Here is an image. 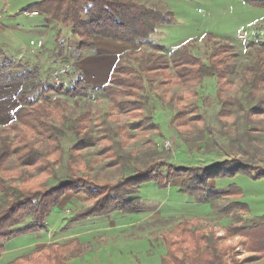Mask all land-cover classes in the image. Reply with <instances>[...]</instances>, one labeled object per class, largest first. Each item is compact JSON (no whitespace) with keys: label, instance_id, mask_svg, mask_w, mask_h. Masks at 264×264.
Returning <instances> with one entry per match:
<instances>
[{"label":"rangeland","instance_id":"obj_1","mask_svg":"<svg viewBox=\"0 0 264 264\" xmlns=\"http://www.w3.org/2000/svg\"><path fill=\"white\" fill-rule=\"evenodd\" d=\"M36 1L40 0H0V127L13 120L20 105L17 92L25 70L36 71L44 83L62 91L84 86L87 92L75 97L47 92L52 100L45 103V109L63 132V159L55 164L56 172L60 178L73 173L86 179L66 191L46 222L24 216L19 227L33 222L39 227L8 239L0 264L70 238H76L84 249L68 264H162L167 253L162 233L184 217L197 218L219 235L230 225H239L241 216L244 224L264 217V175L255 178L239 172L210 177L207 182L209 189L238 188L240 201L249 207L247 213L239 206L227 208L231 198L207 199L204 186L199 185L203 169L216 161H239L249 166L253 175L263 174L264 64L256 68V63L263 60L264 52L261 56V46L255 45L264 42V7L250 0H140L171 9L174 22L161 25L152 39L139 45L97 37L95 49L72 57L68 49L81 41L74 26L47 23L41 12L32 14L33 10L25 9ZM189 41L204 61L211 47L219 45L216 61L226 57L222 63L229 64V73L219 84L222 93L215 77L200 84L194 80L180 85L154 84L158 92L147 86L149 94H141L145 89L128 91L132 94L117 95L114 102L93 91L108 83L120 55L150 50L154 44L170 50ZM60 46L66 52L57 56ZM81 79L83 83L76 84ZM176 115L179 117L175 119ZM45 129L40 132L46 135ZM7 131L10 138L19 134L11 128ZM76 136L89 139L90 145L75 148ZM45 138H40L39 147L46 154L47 146L51 150L54 146ZM54 158L51 153L48 162L53 164ZM77 158L84 174L78 168L70 170V163ZM24 172H29L33 185L58 181L49 171L36 172L32 165L18 166L12 176ZM134 172L147 175L129 181L127 176ZM119 183L121 190L131 187L133 194L129 196L135 199L132 206L139 203V210L111 213L100 207ZM3 201L0 196V205ZM118 204L120 207L122 203ZM240 240L235 237L230 242ZM238 249V258L251 255L244 246ZM262 263L264 260L249 264Z\"/></svg>","mask_w":264,"mask_h":264},{"label":"trees","instance_id":"obj_2","mask_svg":"<svg viewBox=\"0 0 264 264\" xmlns=\"http://www.w3.org/2000/svg\"><path fill=\"white\" fill-rule=\"evenodd\" d=\"M250 3L264 7V0H250ZM25 9L41 12L47 23L74 26L75 33L79 35L81 41L78 46L68 49L72 57L95 49L97 37L139 45L152 39L151 37L158 32L161 25L174 22V13L171 9H163L140 0H40L29 4ZM255 46H261L262 56L264 42ZM218 47L219 45L211 47L207 61L194 52L191 41L170 50L163 45L154 44L150 50L126 52L116 60L108 83L93 88V91L102 92L114 102V97L117 95H131L132 92L128 91L146 90L147 86L152 91L158 92L157 86H169L172 83L180 85L190 80L200 84L208 77H215L218 87L221 88L219 92L222 93V86L219 84L225 74L229 73L227 70L229 64L228 62L222 63L226 57L222 58L220 62L216 61L217 55L220 53ZM64 49L63 46H60L57 56L63 55L66 52ZM132 54L136 56L130 58L129 55ZM262 58L261 62L256 63V68L263 66L264 56ZM230 63H232L231 60ZM143 73H147V77ZM153 76H159L161 79L158 81ZM20 78L22 84L17 92L20 105L14 110L13 120L6 127H0V196L4 198L3 204L0 205V258L6 250L8 239L35 231L36 227H39L34 222L19 227L18 224L24 216L28 215L34 221L44 220L46 222L52 207L57 206L66 191L73 189V186L83 184L80 183L81 180L86 179L84 175L77 176L73 173L65 178H60L58 171L56 172L55 164H61L63 159L60 141L63 132L55 123L57 120L54 121V118H51L53 115L45 109V103L52 100L47 92H64L75 97L87 92V89L84 86H81V89L72 86L65 91L55 89V87L44 83L40 74L33 70H25ZM261 79L264 80V74ZM147 82L148 85H146ZM79 83H83V79L76 82V84ZM39 88H41L40 93L36 95ZM165 89L167 91L168 87ZM141 94L144 96L149 93L146 90L141 91ZM146 98L151 100V95L149 97L147 95ZM121 101L135 104L132 100ZM225 104L226 102H224ZM48 117L51 118L50 122L46 121L49 119ZM178 117L179 115H176L175 119ZM69 120L66 119L67 122ZM9 128L19 134L10 138L7 131ZM44 129L47 132L46 135L40 132ZM42 136L43 138L46 136L45 140L50 141L54 150L47 146L45 154L40 149L39 144L42 143L40 139ZM75 139V148L86 147L91 143L89 139L79 136H76ZM52 140L55 145L52 144ZM51 153L55 154L53 164L48 162ZM40 161L43 163L39 164ZM13 163H16L15 168L12 167ZM79 163L78 158L72 161L70 170L78 168L79 172L84 174ZM20 165L36 166L38 173L49 171L51 178L58 179V181L52 185H49L47 181L30 184L29 172L21 173L19 177L12 176V173H15ZM217 166L220 168L215 170ZM203 171L199 185L204 186L206 192L203 194L207 195V199H211L210 196L217 199L222 196L231 198V202L226 207L230 209L233 206H239L245 213L249 211V207L240 201L241 194L238 188L220 190L213 187L209 189L207 182L210 177L239 172L247 173L255 178L264 175V171L261 172L263 174L253 175L250 173L249 166L240 164L239 161L235 163L216 161L205 167ZM145 175L147 173L137 174L134 172L127 176V179L132 181ZM144 181L148 180H138V183ZM196 184V181L192 183V187L195 188ZM115 186H118L117 190L107 194L105 200L101 202L100 207L103 210L112 213L115 210L140 209L138 202H136L138 207L137 205L132 206V201L135 199L129 196L133 194L130 191L131 187L121 190L119 189L120 183ZM139 189L140 187L136 192ZM118 203H122L120 207H117ZM211 204L215 208L214 203ZM196 219L195 217H184L171 228L163 231L162 237L167 246V253L163 257L162 264H249L264 260V217L244 224V218L241 216L239 225L227 226L226 233L223 235H219L216 229L205 226L203 222ZM235 237H240L241 240L232 244L230 239ZM239 246H244L251 255L238 258ZM83 249L84 247L76 238H70L63 242L51 243L41 250L23 254L8 264H68L71 259L81 255Z\"/></svg>","mask_w":264,"mask_h":264},{"label":"built area","instance_id":"obj_3","mask_svg":"<svg viewBox=\"0 0 264 264\" xmlns=\"http://www.w3.org/2000/svg\"><path fill=\"white\" fill-rule=\"evenodd\" d=\"M39 11H37V10H33V11H31V13L32 14H37ZM169 144V142H167V145Z\"/></svg>","mask_w":264,"mask_h":264},{"label":"crops","instance_id":"obj_4","mask_svg":"<svg viewBox=\"0 0 264 264\" xmlns=\"http://www.w3.org/2000/svg\"><path fill=\"white\" fill-rule=\"evenodd\" d=\"M7 244H8V243H6V245H7ZM4 252H5V251H4ZM3 254H4V253H3ZM3 254H2V255H3Z\"/></svg>","mask_w":264,"mask_h":264}]
</instances>
